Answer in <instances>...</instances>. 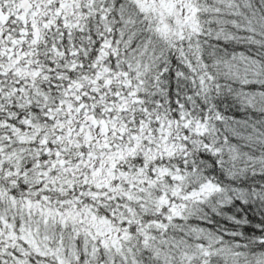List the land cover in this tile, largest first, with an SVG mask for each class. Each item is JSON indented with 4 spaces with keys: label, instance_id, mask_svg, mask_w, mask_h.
Instances as JSON below:
<instances>
[{
    "label": "snow or ice",
    "instance_id": "obj_1",
    "mask_svg": "<svg viewBox=\"0 0 264 264\" xmlns=\"http://www.w3.org/2000/svg\"><path fill=\"white\" fill-rule=\"evenodd\" d=\"M0 264H264V0H0Z\"/></svg>",
    "mask_w": 264,
    "mask_h": 264
}]
</instances>
